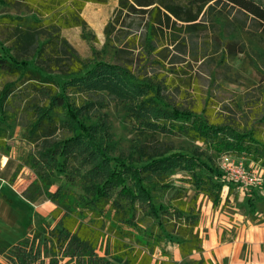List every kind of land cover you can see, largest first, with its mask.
Masks as SVG:
<instances>
[{
    "label": "trees",
    "instance_id": "16d2710c",
    "mask_svg": "<svg viewBox=\"0 0 264 264\" xmlns=\"http://www.w3.org/2000/svg\"><path fill=\"white\" fill-rule=\"evenodd\" d=\"M107 1L0 0L16 11L0 15V24L10 27L11 42V55L0 56V77L22 80L16 91L11 82L4 84L0 110L16 116L21 106L26 113L24 139L33 145L26 161L35 175L37 192L55 204L50 213L57 218L56 226L43 234L35 230L32 237L14 245L0 244V256L6 261L0 264H44L46 258L49 264L65 258L73 264H151L148 250L164 240L177 242L183 258L202 252L197 201L202 194L213 206L220 203L222 186L228 183L223 171L204 160L199 148L175 151L162 141L116 155V141L104 115L92 119L90 114L98 104L91 96L99 92L116 99L145 130L199 140L218 155H246L264 165V137L256 129L239 130L209 122L189 108L166 107L164 84L154 75L137 76L125 64L102 60L90 65L91 59L76 53L61 30L87 28L82 16L85 3ZM211 1L118 0L115 12L149 13L144 44L152 51L171 17L185 22L186 31L193 30ZM226 1L257 20L264 34V0ZM111 23L105 26L106 36ZM59 72L65 78L58 79ZM177 172L183 174L171 179ZM60 174L65 184L51 191ZM187 185L193 188L189 199ZM170 188L173 192L166 204L153 201L152 191ZM232 188L229 184V191ZM138 210L155 220V228L141 224ZM177 263L168 257L155 264ZM183 264L208 263L201 256Z\"/></svg>",
    "mask_w": 264,
    "mask_h": 264
},
{
    "label": "rangeland",
    "instance_id": "374dc122",
    "mask_svg": "<svg viewBox=\"0 0 264 264\" xmlns=\"http://www.w3.org/2000/svg\"><path fill=\"white\" fill-rule=\"evenodd\" d=\"M112 1V0H111ZM189 4V0H182ZM195 20L197 25L193 30L183 29L185 22L177 21L173 17L163 26V32L154 40L157 46L149 51L144 44L149 13L144 11L131 12L124 10L121 14L113 11L104 21V28H97L91 23L92 11L83 10L88 27H70L61 30V36L70 42L80 57L91 59L90 65L102 60L107 63L127 65L133 74L155 76L164 84L166 107L189 108L209 122L230 124L236 129L253 128L264 137V41H262V26L260 23L226 0L209 2ZM90 12V13H89ZM15 14L12 7L0 2V15ZM99 23L97 18H94ZM111 20L109 35L104 33L105 24ZM182 26V27H181ZM174 32L175 39L171 33ZM83 34V35H82ZM43 39V37H41ZM11 55L10 27L0 24V56ZM158 60V62H157ZM58 79L65 78L60 74ZM21 79L12 75L0 77V98L5 83H10L14 91L21 87ZM93 101L98 100L97 106L91 110L92 119L104 115L109 132L116 141L113 153H125L132 147L140 144H153L162 141L171 145L175 151L191 152L193 149L203 151L202 158L211 165L221 168L225 160L232 163L242 162L246 167H251L250 158L246 155L237 157L227 153L218 155L211 151L202 141H194L185 136L164 134L159 131L143 129L133 119L127 110H123L112 96L99 92L91 96ZM1 100V99H0ZM5 103V101L3 102ZM20 105V102H17ZM17 105V107L19 106ZM15 106V110L17 109ZM21 107V106H20ZM18 108L16 116L9 111L0 110V153L18 162L15 167L16 175L9 182L1 177L0 195L5 193L12 202L22 200L30 205L28 214V235L38 230L41 234L52 229L57 224L53 219L51 210L55 204L51 203L43 194L37 192V182L30 163L26 161L27 153L33 145L24 139L26 113ZM259 163V161H257ZM261 164V163H259ZM262 165V164H261ZM183 173L177 172L171 176L175 180ZM62 175L55 179V185L65 184ZM181 182L175 181V185ZM187 199L193 193L189 185ZM80 192L79 187H73ZM230 199L215 206L208 197L199 195L197 204L200 208L199 237L214 229L221 231L228 224V214L225 209L234 207L245 215L240 223L246 225L264 223V185L257 186L246 195L240 194L233 186ZM173 189L166 191H152L155 203L166 204L170 199ZM221 198H225V188L222 187ZM23 221L27 214L22 211ZM137 217L142 219L141 224L147 228H155V220L148 218L138 210ZM233 224V222H232ZM16 226L13 224L12 226ZM25 227V222L23 228ZM26 228H24V231ZM24 239V238H23ZM228 239V238H226ZM206 245H209L207 243ZM101 246H105V240ZM178 248L174 240H164L148 250L152 253L151 264L158 263L162 258H170V252ZM102 254V249H98ZM161 251L167 252L168 255ZM228 252L227 249H224ZM181 253V252H180ZM197 255V254H195ZM198 256L183 258L177 256V264H183ZM2 262H6L2 257ZM44 264H49V258ZM58 264H73L69 258L61 260Z\"/></svg>",
    "mask_w": 264,
    "mask_h": 264
},
{
    "label": "crops",
    "instance_id": "0c3cea01",
    "mask_svg": "<svg viewBox=\"0 0 264 264\" xmlns=\"http://www.w3.org/2000/svg\"><path fill=\"white\" fill-rule=\"evenodd\" d=\"M117 3L118 0H108L107 3L87 2L82 9V16L86 21L87 18L83 10L90 9L92 11L91 23L95 24L97 28L102 29L104 28V21L108 18L109 13L113 11ZM94 18H97L99 23H96ZM250 164L251 166H256L259 163L251 160ZM17 166L18 162L14 158L0 153V173L3 179L9 180V182L12 181L14 179H12V176L16 175L14 169ZM222 187L225 188L226 195L225 198H221L219 204L222 202L223 205V201L227 196L228 199L231 198V193L229 192L234 189L232 188L229 191L228 183H224ZM239 193L246 195L250 192L248 190L239 191ZM28 207L30 208V205L22 200L12 202L5 193L0 195V244H4L5 246L14 245L29 236L28 214L26 213ZM22 211L27 214L25 221L21 219ZM225 211L228 214L226 217L229 220V227L224 225L220 232H217L216 229H214L213 233L208 231L202 239V252H195L190 256H198L199 259L202 256L208 264H264V223H257V225L241 224L239 220H241L240 218L243 219L244 212L237 211L234 207H229ZM24 222L25 231L23 228ZM13 224L16 226L15 228L12 227ZM207 243L209 245H206ZM224 249H227L228 252H225ZM170 255L172 258L177 259V256L181 255L179 248L171 251ZM1 259L2 257L0 256V261Z\"/></svg>",
    "mask_w": 264,
    "mask_h": 264
},
{
    "label": "built area",
    "instance_id": "2783aa9c",
    "mask_svg": "<svg viewBox=\"0 0 264 264\" xmlns=\"http://www.w3.org/2000/svg\"><path fill=\"white\" fill-rule=\"evenodd\" d=\"M221 170L228 183L238 191H248L264 185V165L256 164V166L246 167L242 162L232 163V161L225 160Z\"/></svg>",
    "mask_w": 264,
    "mask_h": 264
}]
</instances>
